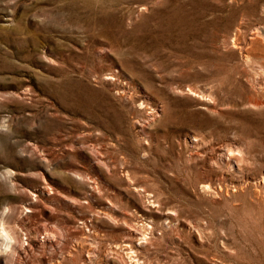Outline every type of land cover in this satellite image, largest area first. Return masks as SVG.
Here are the masks:
<instances>
[{
  "label": "rangeland",
  "instance_id": "rangeland-1",
  "mask_svg": "<svg viewBox=\"0 0 264 264\" xmlns=\"http://www.w3.org/2000/svg\"><path fill=\"white\" fill-rule=\"evenodd\" d=\"M260 177L264 0H0V218L32 247L19 264H103L137 223L140 264H264Z\"/></svg>",
  "mask_w": 264,
  "mask_h": 264
},
{
  "label": "bare ground",
  "instance_id": "bare-ground-1",
  "mask_svg": "<svg viewBox=\"0 0 264 264\" xmlns=\"http://www.w3.org/2000/svg\"><path fill=\"white\" fill-rule=\"evenodd\" d=\"M187 91H188V93H191V90L188 89ZM161 111H162V109L160 108L159 112H161ZM149 114L150 115L148 118V122H152V121H154L155 117H158V114L156 113V111H154L155 116L153 115V113H149ZM227 152L229 155H227L226 160H229L230 158H232L233 151L228 150ZM219 159L223 160L222 158H219ZM256 181L258 184L264 185V178L263 177H260V180H256ZM206 189H208V186H206ZM140 190H142V189H140ZM142 192H144V194L146 193V191H144V190H142ZM48 194H49V191H48ZM139 196H141V195H139ZM31 206L26 207V208L30 209V213L32 210ZM26 208H25V210H26ZM33 210H32V212H33ZM143 211L147 212V210L142 208V212ZM24 213H26V212H24ZM19 215H21V213ZM103 216L105 218H108L109 220H114V219H112L111 215L105 214ZM4 217H5V213H2L1 218H0V252L4 254L3 264H19L20 262H22L21 258L25 259V260L28 259V254L30 252L29 250H31L32 247L28 243H24V241L18 235V232L16 230L17 227L16 228H14V226L10 227L11 224L8 225L9 227L6 226V224H5L6 220L4 221ZM9 217H12V216H9ZM83 224H84L86 231L89 232V230L92 229L90 227L92 225L88 226V225H86V223H83ZM45 227H47V226H44L43 228H41V230H37L39 235L40 234L43 235V238L45 239V246H49L52 250H54L55 248L59 249L60 246L62 245L60 241L63 240L61 233L57 232L52 227H49L48 229ZM151 229H152V227L148 226L145 223H141V224L137 223L136 225L135 224L134 225L128 224V226L126 228L125 239L123 242L125 244L115 243L113 246L114 249H111V252H110V253H112L113 257L110 258V257H108L109 255L108 256L104 255L103 256V260H104L103 264H110L109 260H112V259H115L119 264H140L139 261L136 259V256L134 255L135 250L131 247L130 244L136 243V242L141 241V240L148 243V235L151 234ZM82 233H83L82 235H84V236H80L79 238H75V244L80 249V251L83 254H85L86 260L91 261L93 259V256H95L94 251L91 249L90 243L83 245V244H85V241H86L88 236H86V234L83 232V230H82ZM92 234H93V232H92ZM82 245L84 246V248H82ZM25 246H27V248H25ZM1 248H2V250H1ZM59 250H62V249L60 248ZM68 255L72 256L71 251H68Z\"/></svg>",
  "mask_w": 264,
  "mask_h": 264
}]
</instances>
